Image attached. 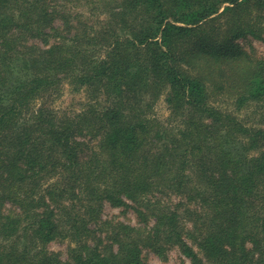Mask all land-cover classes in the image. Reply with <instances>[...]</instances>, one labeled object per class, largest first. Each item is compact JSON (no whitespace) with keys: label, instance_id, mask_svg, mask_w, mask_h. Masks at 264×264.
<instances>
[{"label":"trees","instance_id":"trees-1","mask_svg":"<svg viewBox=\"0 0 264 264\" xmlns=\"http://www.w3.org/2000/svg\"><path fill=\"white\" fill-rule=\"evenodd\" d=\"M249 36L264 39V0H0V264H146L143 247L175 246L182 264H264ZM64 83L85 92L77 113L49 107ZM131 202L153 225L102 218Z\"/></svg>","mask_w":264,"mask_h":264},{"label":"rangeland","instance_id":"rangeland-1","mask_svg":"<svg viewBox=\"0 0 264 264\" xmlns=\"http://www.w3.org/2000/svg\"><path fill=\"white\" fill-rule=\"evenodd\" d=\"M79 8L81 7H78V9ZM40 40L42 41V39ZM48 40L50 41H48L47 44L50 45L57 42L59 39L51 37ZM239 43L247 50L254 51L258 56L264 58V39L249 36L247 38H241ZM86 101L87 98L85 92L74 91L70 84L64 83L61 85L60 90L51 96L48 103L49 107L54 108L58 113L74 114L79 112ZM153 110H155L154 114L158 115L162 120H168L170 109H168V104L164 98H161L157 102L156 107ZM173 200H175V197H173ZM102 218L114 222H124L136 227H143L146 226V224L151 226L155 221V218L152 216H149V218H146L145 220V218L135 210L133 202H131L129 206H112L111 204L106 203L102 211ZM106 243L109 244L111 241ZM68 244V240H55L50 242L48 247L50 250L59 253L62 258H67ZM142 256L146 264H182V261L185 258L184 254L176 246L168 249L166 257H161L153 250L143 247Z\"/></svg>","mask_w":264,"mask_h":264}]
</instances>
